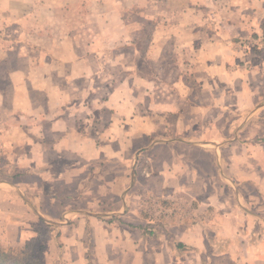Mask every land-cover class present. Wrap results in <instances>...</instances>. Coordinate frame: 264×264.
<instances>
[{"label":"rangeland","instance_id":"rangeland-1","mask_svg":"<svg viewBox=\"0 0 264 264\" xmlns=\"http://www.w3.org/2000/svg\"><path fill=\"white\" fill-rule=\"evenodd\" d=\"M203 1L190 18V0H0V56L15 59L10 86L33 103L12 119L34 123L16 145L2 134L0 172L14 182L3 180L33 206L21 226L0 217V246L26 245L38 264H264V16L250 18L249 0ZM239 8L246 30L233 36L219 21ZM102 10L129 21L125 49L94 44L121 40L90 27ZM221 33L223 52L199 45Z\"/></svg>","mask_w":264,"mask_h":264},{"label":"crops","instance_id":"crops-1","mask_svg":"<svg viewBox=\"0 0 264 264\" xmlns=\"http://www.w3.org/2000/svg\"><path fill=\"white\" fill-rule=\"evenodd\" d=\"M205 1H207V0H205ZM236 1L239 2V6L242 7L241 0H236ZM249 1H250V13H249L250 18L260 16V18L262 19V17L264 16V0H260V1L259 0H249ZM201 2L203 4L204 1L201 0ZM261 6H262V11L255 13V10L259 9ZM188 7H190L189 10H188ZM193 8H194L193 0H190V3H187L186 6L183 7V10H181V11H185V15L192 18L193 17V11H194ZM177 11H180V9ZM51 13L54 15V11H51L49 9L43 11V13H42L43 17H47V18H44L45 20L44 21L42 20V23L50 24L49 23V16L51 15ZM244 13H246V12L242 13V8H239L236 10V15H235V17H233L232 22L230 20H222L219 22L227 23V24H225V26L231 28L228 31L233 33V36H234L235 35L234 32L238 31V27H239V30H240V28H241V30H246V29H244L243 24H242ZM76 15L77 16L79 15L78 17H82V13L76 14ZM93 18H94V24L90 22L91 23L90 27L93 29V31H95L96 33L98 32L100 35L106 34V37H108V38H110V37H116L117 39L121 38V40H114V41L109 40V39H98L99 41L95 40V42H96V43H94L95 45H97L98 47H101V48H110V47L116 46V47H121L122 49H125L126 46H123L122 43L127 44V41L125 39V35L129 32L130 26H129V21L127 19H125L124 13L122 10H120V11L109 10L108 12H106L105 10H102L99 13H94ZM193 22H194V18L191 19V21H189L190 24L185 23L186 26H183V25H181V23H179L175 27L174 26L170 27V30L174 31V30L179 29V30H182L183 32H185V31L188 32L190 30L191 26L194 25V24H192ZM259 22L256 23V25H259ZM83 23H85V21L81 20V18H78L76 26H73L71 24H67L64 20L62 23L58 24V27H57V28H59L58 32L66 31L67 28L74 30L78 27V25H80V27H81ZM73 24H75V23H73ZM217 24H215L214 26H217ZM251 26H252V23H251ZM195 30H200V29H198V27H195L194 31ZM209 30H210L209 32L214 31L211 28H209ZM259 30L262 31V28L260 27ZM48 31L50 32L49 27L45 31V33H49ZM191 31H192V29H191ZM209 36L210 35L206 36V38H203V40L200 42L199 45L205 46V47L207 45H212V46L217 47L220 52H223V47H225L226 43H228V41L225 40L228 38V36L224 35V33H221L220 36L217 35L216 38H209ZM154 42H155V44L153 46L155 47L156 51H158V53H159V50L161 48H164L165 43H163L162 41H159V40H156ZM61 45L62 44L60 43V41L58 39L55 46L60 47ZM25 46L31 47L32 45H31V43L30 44L27 43V44H25ZM188 46H189V44H188ZM89 47H92V44ZM58 53H61V52H58ZM49 59H50V56L47 55L45 57V62H49ZM65 60L66 59H64L63 57L61 59L59 57V54H58L57 64H59V62L63 63V62H65ZM39 61L44 62L43 59H40ZM39 61H37V62H39ZM15 62H16L15 59H11L9 56H4V57L0 56V115H3V114L8 115L7 119H3L0 117V135H1L0 159L2 157L1 156L2 146H3L5 141H7L9 144L17 143L16 142V137H17L16 129L20 128V127L28 128L29 124L30 125L34 124L33 121L29 122V121L12 119V115L14 117L15 116L18 117L17 113L19 110L25 111L27 113L29 108H32V106H33V103H31L28 100L29 96H31L32 94H30L27 90L25 92H22V91H19L16 87L14 88V87L10 86V81L17 79V76H19L15 71H13ZM22 62L23 63H30L29 60H25V61L23 60ZM6 80H8V81H6ZM1 112H8V113H1ZM3 133L7 137L4 142L2 139ZM7 142H5V143L7 144ZM178 142H182L183 144H191L189 141H187L185 139H181ZM56 172L57 173L54 174L55 171H41V176L43 177V182H47V180L50 178V175L54 174L55 176H57V182L59 183V185L62 184L63 182L60 178L63 177L64 172L63 173H61V171H56ZM170 172H171L170 175L178 176V177H184L188 174L187 171H170ZM192 173L193 172L190 171L189 174H192ZM167 176H168V171L159 172V174H158V178H159L158 181L159 182L156 183L157 186H159L158 191L162 192V191L167 190L166 189L167 186L164 183L167 180ZM1 177H5V178H1ZM3 179H8V181L14 182V180L10 176H2V174L0 172V207L1 208H6V207L12 208L13 207L16 210H15V213H10V212L4 213V212H2V211H4V209H0V210H2V211H0V217H4L6 219L5 221H7L9 223L11 222L12 224H16V225L20 224V226H21V224H26L28 222L26 219H28V216L30 215L29 211L31 210V207L33 205H31V203L28 202V200L23 196V194L21 192H18L17 188H15L16 187L15 185H14L15 187H13V185H10L11 183L9 184L8 182H4ZM171 190L173 192H178V191H186L187 189H186V187H183L181 185L179 189L176 187H174V188L172 187ZM204 204L205 203H202V205H201L202 208L207 205V204H205V205ZM87 217L89 218V225H91V224L93 225L95 223V221H98L96 219L97 217L91 216L95 221H93L90 216H87ZM132 219H136V220L138 219V225H140V223L143 221L147 222V220L143 216L141 217V215H138V216L133 215ZM128 220H130V219H128ZM69 221H67V222H69ZM130 222H133V221L130 220ZM139 228H140V226H139ZM21 230H22V232H21L22 234H23V232L27 231V229H25V228H21ZM184 232L185 231H183L182 233H184ZM0 238H2V237H0ZM153 252L155 254L156 250L153 249ZM183 252H185L186 254L187 253L190 254L188 251H183ZM141 253H142V255H149V250L147 248L143 247L141 250Z\"/></svg>","mask_w":264,"mask_h":264},{"label":"trees","instance_id":"trees-1","mask_svg":"<svg viewBox=\"0 0 264 264\" xmlns=\"http://www.w3.org/2000/svg\"><path fill=\"white\" fill-rule=\"evenodd\" d=\"M26 245L24 248H4L0 246V264H38V261L31 259L27 253Z\"/></svg>","mask_w":264,"mask_h":264}]
</instances>
